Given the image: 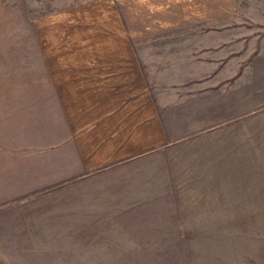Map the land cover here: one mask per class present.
<instances>
[{
	"label": "crops",
	"instance_id": "0c3cea01",
	"mask_svg": "<svg viewBox=\"0 0 264 264\" xmlns=\"http://www.w3.org/2000/svg\"><path fill=\"white\" fill-rule=\"evenodd\" d=\"M54 20L67 39L42 46L50 75L26 82L35 102L4 95L0 202L37 192L20 204L35 206L36 228H135L124 222L136 206L190 194L199 158L212 165L221 153L220 141H206L224 133L232 158L252 155L264 0H91ZM45 85L58 107L46 104Z\"/></svg>",
	"mask_w": 264,
	"mask_h": 264
},
{
	"label": "rangeland",
	"instance_id": "374dc122",
	"mask_svg": "<svg viewBox=\"0 0 264 264\" xmlns=\"http://www.w3.org/2000/svg\"><path fill=\"white\" fill-rule=\"evenodd\" d=\"M87 1L91 0H0V191L5 189L4 95L24 92L28 104L35 102L36 95L26 82L50 75L42 46L67 39L62 33L55 35L54 18ZM50 87L45 85L46 104L58 107ZM263 113H255L252 119L251 156L236 152L232 158L229 154L234 151L224 133L221 139L205 142L221 143V153L214 151L212 165L208 157L199 158L203 164H199L198 181H191L190 194L177 198L183 213L174 197L163 198L164 203L136 206V213L126 214L125 225L136 224L132 229L119 226L123 222L115 227L110 223L105 229H40L30 219L36 214L35 206H25L35 202L37 192L20 203L0 202V264H264V180L259 179L264 177ZM239 137L237 142L243 144ZM20 215L22 221L14 218ZM47 240L53 242L40 243Z\"/></svg>",
	"mask_w": 264,
	"mask_h": 264
}]
</instances>
